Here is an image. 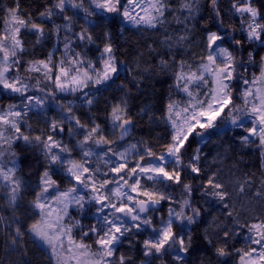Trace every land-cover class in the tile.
Listing matches in <instances>:
<instances>
[{
  "label": "snow or ice",
  "instance_id": "1",
  "mask_svg": "<svg viewBox=\"0 0 264 264\" xmlns=\"http://www.w3.org/2000/svg\"><path fill=\"white\" fill-rule=\"evenodd\" d=\"M90 3L94 8L87 11L88 16L98 15L95 10L115 13L134 27L147 28L163 25L165 12L171 7L166 0H123V3L122 0H90ZM210 3L219 17L218 0H210ZM66 5H71L72 8L83 7L82 0L79 4L74 0H55L53 6L40 13V17L44 21H51L54 15L65 11ZM194 5L196 0H184L180 8L187 10L189 16H192L198 11V6ZM232 8L241 14V31L246 33L247 41L264 47V15L260 9L253 6L252 0H242L239 6L233 3ZM5 13L4 31L0 32V88L18 93L23 98V106L9 105L6 111L0 113V186L8 188L9 204L15 205L23 190V180L16 175L19 167L16 159L9 161L10 167L5 166L3 162L5 153L2 150L5 146L10 149L15 141L20 140L26 145L40 148L46 167L39 180V191L32 201V208L38 218L26 230L33 239L34 246H43L47 249L52 264H125V256L123 254L117 256L118 246L123 243V237L134 228L140 229L142 225H151V218L141 214L154 211L155 206L163 200L171 201L170 196L156 189L157 185L171 181L181 185L189 198L182 201L180 211L169 209L168 220L162 222L159 230L153 229L157 233L156 238H149L143 242V254L146 257H153L172 251L173 258L179 264H187L185 256L192 247V235L189 232L185 238L174 233L173 224L175 221H180L182 225L185 221L187 225L195 224L201 216V209L191 204L193 191L191 183L181 179L184 170H188L195 177H199L202 172L199 164L201 159L199 147L192 151L185 162V156L192 147L189 143L190 138L193 140L199 138L200 144L210 142L209 130L218 128L217 120L224 114L221 122L227 120L233 127L243 128L248 133L240 138L243 144H255L256 140L252 137L258 139L257 146L260 147L261 156L264 158V56L260 58L259 74L253 73L249 80L245 75L248 71L246 63L253 62V53L249 52L247 62H238V57L233 51L217 43L224 41L226 34L209 32L206 37V55L200 57L201 62L197 64L195 70L191 65L186 66L183 60L179 62V70L175 73L176 87L187 99L185 101L170 99L166 105L163 119L169 127L170 138L164 144V152L157 154L151 147L141 149L138 144H129L123 150H114L111 147L117 140L124 141L134 127L128 113L127 101L121 99L110 111L112 132L115 134L118 131L119 136L111 139L104 134L99 124L93 123L77 145L82 151L81 159L76 160L71 158V149L52 134L41 133L32 136L26 135L21 129V124L29 111L35 110L41 115L44 114L41 110L47 99L46 96L27 95L29 84L19 75L9 73L14 69L19 72L22 53L25 51L20 35L22 30L31 31L37 37V43L44 39L45 30L41 23H36L30 16L26 18L20 12L18 0L13 7L6 8ZM63 19L67 21L71 20V17L64 16ZM63 27L70 31V25L65 24ZM60 30L61 26L53 23L52 31L57 38ZM105 35L108 38V34ZM78 39L91 42L92 36L85 30L78 34ZM187 39V34L181 35L176 43ZM65 40L64 51L67 60L61 59L54 65L52 53H49L46 59L30 61L26 71L42 73L44 80L51 81L59 92H76L87 88L90 82L107 88L111 86L109 81L115 83V79L119 78L116 56L110 39L105 43L101 53L102 67L99 69L90 63L85 65L84 60L78 59L79 53L68 55L70 43L67 37ZM233 42L237 45L242 43L240 40ZM166 64V61H161V65ZM232 81L242 82L245 86L241 89L239 104L233 100L234 86L230 83ZM38 90L45 91L43 88ZM56 94L52 91L46 95L55 98ZM84 96L86 98L84 103L91 105L93 100L87 98L89 94L84 93ZM68 112L69 115L61 117L60 122L57 120L49 122V133L63 132L61 124L64 120L70 125L74 121L80 128L85 127L79 118L71 114L70 107ZM245 118H248L251 126L245 124ZM89 142L97 147L101 145L106 147L100 152L92 148L85 149V144ZM64 153L68 155L65 156ZM10 154L16 156L15 151ZM146 157L150 159L144 163ZM101 161L106 170L101 169ZM54 164L64 169L70 182V186L64 191L59 190V185L50 174ZM142 180L152 181L153 186L149 188L141 183ZM251 183V180L237 182L236 189L230 191L228 186L217 178V174L213 173L208 175L206 183L202 184L204 190L201 195L210 196L222 204L223 208L228 209L233 192L244 193L245 187ZM50 189H54V192H50ZM254 196L264 201V178H261L260 188L255 191ZM85 204L98 206L94 213L95 223L87 230L79 221L69 223L71 220L69 208L76 206L82 213ZM184 208L190 209L191 215H186ZM234 212L235 205L226 215L232 217L241 230L246 229L244 239L249 245L247 250L237 249L240 253L239 264H264V218L256 217V222L241 223L234 216ZM76 228H80V232L74 235ZM24 235L25 232L17 226L12 244H17L18 238L22 239ZM229 235V231H224L225 240ZM85 237L92 243L86 242ZM208 242L211 243L210 240ZM216 253L220 257L230 254L225 247L217 248ZM147 264H152V261L149 260Z\"/></svg>",
  "mask_w": 264,
  "mask_h": 264
},
{
  "label": "trees",
  "instance_id": "2",
  "mask_svg": "<svg viewBox=\"0 0 264 264\" xmlns=\"http://www.w3.org/2000/svg\"><path fill=\"white\" fill-rule=\"evenodd\" d=\"M16 2L17 0H0V32L4 29L5 9L13 7ZM18 2L20 12L26 18L30 16L36 23H41L45 30V37L40 43L36 42L37 37L31 31L22 30L20 35L25 51L22 53L19 72L17 73L15 69L10 72V75H19L29 84L30 95L46 96L47 99L41 110L43 115L38 111H31L24 118L21 129L26 135L52 134L57 140L67 142L73 132L72 123L70 125L67 120L63 121L65 123L62 136L58 131L49 133L48 126L50 121L60 122L61 117L68 116L70 107L71 114L79 118L86 129L90 130L95 123L100 125L105 134L116 136L111 129L110 111L113 105L124 99L127 101L128 113L134 125L132 140H135L142 149L151 147L153 152L160 154L164 152V144L170 138L169 127L163 119L166 105L170 99L185 101V94L176 87L175 73L179 70V62L183 60L186 66L191 65L195 70L200 63V57L205 55L206 37L209 32L226 34L225 40L217 43L233 51L238 57V62H247L249 52L253 53V62L246 63L248 71L245 75L249 80L253 73L259 74L260 58L264 56V47L258 43H249L246 33L241 31V14L236 13L232 5L237 3L239 6L242 0H218L219 17L213 11L210 0H196L194 6H198V11L192 16H189L187 10H181L180 5L184 0H166L171 7L165 12V23L157 28L138 29L127 26L123 18L115 13H102L98 10H95L98 15H87L88 23L85 24L75 18V13L70 11L67 5L63 13H57L51 21H44L40 13L47 7L53 6L55 0H18ZM252 3L264 15V0H252ZM64 16L71 17V20H64ZM53 23L61 26L59 38L52 31ZM65 24L70 25V31L63 27ZM85 30L91 34V42L78 39V34ZM185 34L188 39L176 43L178 38ZM66 37L70 43L71 55L79 53L78 59L84 60L85 65L95 64L98 68H100L104 45L110 39L118 66L119 78L115 79V83L109 81L111 86L107 88L104 85L89 83L87 88L76 94H64L55 89L51 81L44 80L42 73L26 71L30 61L46 59L49 53H52V58L57 57V54H63ZM234 40H240L242 43L237 45ZM162 60L167 62L166 66L161 65ZM232 84L233 100L239 104L241 89L245 86L242 82L232 81ZM39 88L45 91L41 92ZM52 91L57 93L55 98L46 95ZM84 93H88L87 98L93 100L91 105L84 103L86 99ZM9 105L22 107L23 98L19 95L2 93L0 112ZM221 120L217 123V129L209 130L210 142L200 144L199 138L196 140L190 138L189 143L192 147L185 156L187 162L192 151L197 147L201 149L199 161L201 175L195 177L188 170L182 171L181 175L182 181L192 185L191 204L201 209V216L195 224L187 225L186 221L184 225L180 221H175L173 224L174 233L185 238L189 232L192 235L193 244L185 256L187 264H239L240 253L237 249L247 250L249 245L244 239L246 229L241 230L233 218L226 215L233 205L236 207L234 216L241 223L256 222V217L264 218V201L254 196L255 191L260 188L261 178H264V158L261 156V149L257 145L243 144L240 138L248 133L244 129L228 127L229 122L227 120L221 122ZM69 145L70 148H75L74 144ZM2 150L5 153L3 159L5 166H11L10 160H17L19 167L16 175L23 180V190L15 205L10 206L8 188L0 186V217H2L0 264H52L49 251L43 246H34L33 239L26 232L29 225L38 218L32 208V201L39 191V180L46 167L45 159L39 147H31L20 140L15 141L10 149L5 146ZM12 151H15V157L11 156ZM213 173L217 174V178L224 182L230 191L236 189L237 182L251 180L252 183L245 187L244 193L233 192L229 208L225 209L210 196L201 195L204 190L202 184L206 183V177ZM50 174L59 185V189L70 186L69 180L60 173L56 165H52ZM159 186L162 192L172 199L164 200V207L157 211L155 225L160 222V217L166 216L167 209L180 211L182 201L189 198L179 184L165 181ZM95 208L96 206H90L82 213L79 210H72L69 213L71 217L69 222L79 221L87 230L95 223ZM184 212L186 215H191L188 208H184ZM17 226L25 232V235L22 239L18 238V243L13 245L11 241ZM152 230L148 229L151 235ZM226 230L230 232L227 240L223 236ZM79 232L80 228H76L73 234L77 235ZM84 239L92 243L88 237ZM133 239L132 236L124 237L123 243L118 246L117 256L123 254L126 259H130L127 264H147L149 260L152 264H179L173 258L172 251L153 257L144 256L141 243ZM209 240L211 243L208 242ZM93 247L96 246L93 244ZM220 247H225L230 254L224 257L218 256L216 249Z\"/></svg>",
  "mask_w": 264,
  "mask_h": 264
},
{
  "label": "rangeland",
  "instance_id": "3",
  "mask_svg": "<svg viewBox=\"0 0 264 264\" xmlns=\"http://www.w3.org/2000/svg\"><path fill=\"white\" fill-rule=\"evenodd\" d=\"M74 2L79 4V3H81V0H74ZM82 4H83V7H82V8H72L71 5H67V7L70 9V11H72L73 13H75V15H76L75 18L80 19L82 22H84V23L86 24V23H88L87 11H92L93 9H92L91 7H94V6L91 5L90 0H82ZM90 6H91V7H90ZM98 11H100V10H98ZM100 12H101V11H100ZM102 13H103V12H102ZM123 22H124L127 26H129V27H131V28H134V29H138V28H147V27H144V26L134 27L133 25H131L130 23H128V22L125 21L124 19H123ZM3 31H4V29H3ZM3 31H2V32H3ZM214 47H215V46H214ZM68 55H71V53L68 52ZM205 55H206V51H205ZM62 56H64V57H62ZM61 59H65V60H67V57L65 56V52H64L63 54H57V57H55V58L53 57V58H52V63H53L54 65H55V64H58L59 61H60ZM100 60H101V57H100ZM100 62H101V64H100V68H101V67H102V60H101ZM200 62H201V61H200ZM92 65H94V66L96 67L95 64H92ZM96 68L99 69L98 67H96ZM9 75H10V73H9ZM90 83H91V82H90ZM230 83H232V82H230ZM82 90H83V89H82ZM78 91H80V90H78ZM78 91H76V92L65 91V92H62V93H64V94H76V93H78ZM2 93H6V94H8V95H10V94H11V95H19L18 93H12V92H10V91H8V90H4V89L0 88V98L2 97ZM27 95H29V96H33V95H30V94H29V89H28ZM201 95H203V92H201ZM19 96H20V95H19ZM186 99H187V97H186V95H185V100H186ZM7 109H8V106L5 107L3 111H6ZM226 110H227V109H225V112H227ZM3 111H1L0 113H2ZM34 111H35V110H34ZM29 112H31V111H29ZM29 112H28V113H29ZM223 115H224V114H221V119L223 118ZM221 119H218V120H217V123H218V121L221 120ZM244 122H245V124H246L247 126H251V125H250V122H249V120H248V118H245V121H244ZM64 123H65V122H62V124H61L62 127H63ZM72 124H73V125H72V126H73V132H72V134H70V137H69L68 141H67V142H63V143H64L65 145H67L69 149H71V158H72V159H76V160H80V159H81L80 153H81L82 149H80L77 145H78V143H79L80 141L83 140V136H84V134H85L87 131H89V129H86L85 127H84V128H80L79 126H77V125L75 124L74 121H72ZM228 127L235 128V127H233L230 123H228ZM239 129H243V128H239ZM103 132H104V131H103ZM8 134H11V133H8ZM104 134H105V132H104ZM105 135L108 136V137L111 138V139H115L116 137L119 136V132L117 131V132L114 134V135H116V136L108 135V134H105ZM132 139H133V138H132V135H131L126 141H119V140H117V142L114 143V144H112L111 147H112L114 150H123V148L126 147V146H128L129 144H138L135 140H132ZM252 139H253V140H256V143H255V144L250 143V145H258V143H259L258 139H257L256 137H252ZM69 144H74V145H75V148H70V145H69ZM138 146H139V145H138ZM84 147H85V149H87V148H92L94 151H96V152H100V151H101L104 147H106V146L101 145L100 147H97V146L93 145L91 142H89L88 144H85ZM141 149H142V148H141ZM64 155L67 156L68 153H64ZM148 159H150V158L146 157L145 160H144V163H147V162H148ZM92 160H93V164H95V163H96V161H95V157H93ZM10 165H11V164H10ZM54 165H56V167L60 170V173H61L63 176H66L65 171H64L63 168H60L59 165H57V164H54ZM91 166H92V165H90V167H91ZM130 166H131V165H129V167H130ZM9 167H10V166H9ZM100 167H101V169L106 170L102 161L100 162ZM110 175L114 176L115 174H110ZM141 183H142V184H146L149 188H151V187L153 186V182H152V181H144V180H142ZM110 187H111V185H110ZM66 189H67V188L59 189V190H60V191H64V190H66ZM156 189H157L158 191H161V192H162V190H161V188H160L159 185L156 186ZM50 192H54V189H50ZM133 195H135V193H133ZM161 202H164V200L161 201ZM89 207H90V206H89L88 204H85V207H84L83 210L89 209ZM96 207H98V206H96ZM72 210H78V209H77L76 206H72V207L69 208V213H70ZM168 212H169V210L167 209V214H166V216H165V217H160V222L158 223V225H155V218H156V216H157V212H153V213H150V214L145 215V216H148V217L151 218V221H152L151 225H150V226L142 225L140 229H135V228H134L131 232L127 233L124 237H127V236L130 237V236H132V237L134 238L133 240H134V241H139V242L141 243L142 247H143V242H144L145 240H147V239H149V238L155 239L156 236H157V233L154 232L153 230H152V233H153V234L151 235V234L148 232V229H156V230H159V228L161 227L162 222H166V221L168 220ZM69 223H70V222H69ZM130 223H138V222H130ZM155 226H157V227H156V228H153V227H155ZM124 237H123V238H124ZM253 247H255V246L253 245ZM128 261H130V259H126L125 264H127ZM142 264H144V263H142Z\"/></svg>",
  "mask_w": 264,
  "mask_h": 264
},
{
  "label": "water",
  "instance_id": "4",
  "mask_svg": "<svg viewBox=\"0 0 264 264\" xmlns=\"http://www.w3.org/2000/svg\"><path fill=\"white\" fill-rule=\"evenodd\" d=\"M59 132V131H58ZM132 132H133V129H132ZM132 132L130 133V135L128 137L125 138L124 141H126L131 135H132ZM59 134L62 136L63 135V132H59ZM164 207V203L163 202H160L158 205L155 206V210L154 211H150L148 213H143L141 214L142 216H145L147 214H150V213H153V212H157V211H160L162 210V208Z\"/></svg>",
  "mask_w": 264,
  "mask_h": 264
}]
</instances>
